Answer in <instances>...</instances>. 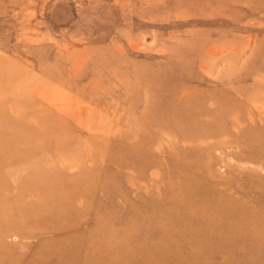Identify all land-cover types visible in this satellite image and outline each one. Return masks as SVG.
<instances>
[{"label":"rangeland","instance_id":"374dc122","mask_svg":"<svg viewBox=\"0 0 264 264\" xmlns=\"http://www.w3.org/2000/svg\"><path fill=\"white\" fill-rule=\"evenodd\" d=\"M0 145L9 264H264V0H0Z\"/></svg>","mask_w":264,"mask_h":264},{"label":"bare ground","instance_id":"6f19581e","mask_svg":"<svg viewBox=\"0 0 264 264\" xmlns=\"http://www.w3.org/2000/svg\"><path fill=\"white\" fill-rule=\"evenodd\" d=\"M4 123V122H3ZM4 126H2V128H3ZM1 146V145H0ZM1 148V147H0ZM4 148V147H3ZM2 164V163H1ZM4 164H6V163H4ZM191 183L192 184H197L198 182L196 181L195 182V180H192L191 181ZM190 188H191V186H189ZM188 187V188H189ZM198 187V186H197ZM212 188V187H211ZM188 190V189H187ZM190 190V189H189ZM188 190V191H189ZM191 190H192V188H191ZM192 192H193V190H192ZM201 192V194H202V191H200ZM186 193H187V191H186ZM195 193V192H194ZM188 194V193H187ZM197 194H198V192L196 193V196H197ZM200 194V195H201ZM192 195V194H191ZM203 195V194H202ZM213 195V194H212ZM185 196H187V195H185ZM214 196V195H213ZM188 197V196H187ZM211 198V197H210ZM182 199H184V198H182ZM262 199V202L260 201V199H259V205H260V207H259V211L260 212H257V211H255V210H249L248 208H245L247 211H245L246 212V214H247V216H250L249 217V219H256V220H258V221H263L262 222V226H263V228H264V210H261V208L262 207H264V197H262L261 198ZM212 200H213V198H212ZM182 201V200H181ZM178 204V203H177ZM35 205H37L36 203H30V205L29 206H31L30 208L32 209V213H34L33 215H32V217L33 216H35V215H42V213H43V209H42V207L40 208V207H38V206H35ZM192 205H193V203H192ZM172 206H173V204H172ZM176 207V206H175ZM230 207H232V205L230 204L229 205V202L227 203V207H217L216 208V213L218 214V215H225V214H227V208H229V213L231 212V215H232V213H236V210H234V209H230ZM235 207V206H234ZM7 208V207H6ZM7 209H9V208H7ZM7 209H0V211L3 213L5 210H7ZM174 209V208H173ZM190 210V209H189ZM46 212V211H45ZM192 212V211H191ZM245 214V215H246ZM203 216H204V214H203ZM207 216V215H206ZM209 216H210V214H209ZM18 218H16L17 219V221H15V222H12V220H15V219H12V220H4V222H0V255L3 253V254H5L6 255V257L3 259H1L0 260V264H9V262L10 261H12L11 259H9L10 258V256L8 255V253L10 252V250L12 249L11 247H8L7 245H5V241H4V239L5 238H8V237H11V236H13V235H16L18 238H20V239H22V238H24L25 237V232H23V233H18L17 231L15 232V230H18L19 229V226H23L22 225V223L23 222H25V225H28V223H29V220H30V217H29V215H27V213H26V211L24 212V211H22L21 210V214L19 213V211H18V216H17ZM226 217V216H225ZM175 218V217H174ZM208 218V217H207ZM230 218V217H229ZM34 221H36V222H39L38 224H39V227H48V226H54V225H51V222H46L45 220L43 221V220H37L36 218H32ZM153 219H155V218H153ZM211 219V218H210ZM206 221V220H205ZM24 225V226H25ZM247 228V230H249V232L251 231V228H250V226L249 225H247V224H245L244 226H243V228ZM38 228V227H37ZM25 229H26V227H25ZM240 241H242V240H240ZM236 242H238V240L236 241ZM247 243H248V245H252V243H251V241H247ZM247 245V246H248Z\"/></svg>","mask_w":264,"mask_h":264}]
</instances>
